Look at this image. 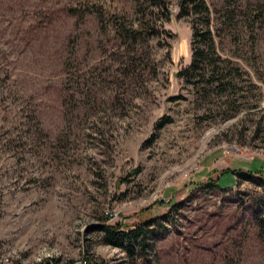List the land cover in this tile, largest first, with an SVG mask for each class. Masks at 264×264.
<instances>
[{
  "label": "rangeland",
  "instance_id": "1",
  "mask_svg": "<svg viewBox=\"0 0 264 264\" xmlns=\"http://www.w3.org/2000/svg\"><path fill=\"white\" fill-rule=\"evenodd\" d=\"M93 1L104 28L158 31L132 47L68 0H0V264H264V0H205L213 50L188 81L179 0ZM176 203L147 258L102 241Z\"/></svg>",
  "mask_w": 264,
  "mask_h": 264
},
{
  "label": "trees",
  "instance_id": "2",
  "mask_svg": "<svg viewBox=\"0 0 264 264\" xmlns=\"http://www.w3.org/2000/svg\"><path fill=\"white\" fill-rule=\"evenodd\" d=\"M162 0H155L153 7L157 10L165 9V3ZM164 1V0H163ZM180 16L190 15L192 16V40H191V61L188 66L184 67L178 72V75L186 79L197 77L201 80L205 72L200 70V65L207 59V52L209 48L213 50V39L211 36V17L212 12L205 0H179ZM66 12L70 16H75L77 19H83L87 15H94L97 19L99 28L102 33L111 34L114 38L122 39L124 45L131 44L132 47L147 43L149 37L154 32H157L154 26H151L150 21L145 17L139 18L136 22L127 21L126 17H113L106 28L102 27V17L104 16L103 3L93 0H68L65 4ZM203 38V46L196 45L197 37ZM218 71L215 70V66L208 75L209 78L215 80ZM208 78V79H209ZM162 122L156 123V127H160ZM234 174L242 175V172ZM244 177L247 179L253 178L254 175L251 172H247ZM262 180L263 193H264V179ZM218 184L211 179L203 182L200 187L207 188L213 187ZM254 229L257 237L264 239V194L263 200L254 202ZM180 204L176 203L172 205V209L167 215L154 216L134 226H128L126 224H118L115 226L105 225L101 227L102 241L106 244L118 247L122 249L127 256L133 259V256L139 258H147L150 249L152 248L153 241L159 236L162 229L165 228V222L168 216L173 214L172 210L179 208ZM90 264H103L102 262H91Z\"/></svg>",
  "mask_w": 264,
  "mask_h": 264
}]
</instances>
